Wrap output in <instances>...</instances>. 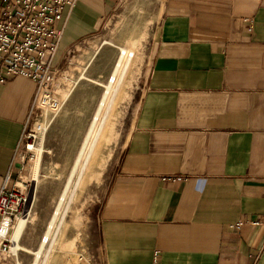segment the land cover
<instances>
[{
	"label": "crops",
	"instance_id": "0c3cea01",
	"mask_svg": "<svg viewBox=\"0 0 264 264\" xmlns=\"http://www.w3.org/2000/svg\"><path fill=\"white\" fill-rule=\"evenodd\" d=\"M145 2L147 68L88 249L96 264H264V0ZM119 6L77 0L58 56ZM34 95L23 78L0 86V188L20 173Z\"/></svg>",
	"mask_w": 264,
	"mask_h": 264
},
{
	"label": "rangeland",
	"instance_id": "374dc122",
	"mask_svg": "<svg viewBox=\"0 0 264 264\" xmlns=\"http://www.w3.org/2000/svg\"><path fill=\"white\" fill-rule=\"evenodd\" d=\"M153 15L152 6H147L145 0H121L118 11L99 33L58 56L55 81L61 108L42 139L38 168L37 152L32 161L27 158L20 164V173L14 180L24 190L25 198L34 186L33 203L18 242L22 251L17 257L22 264L33 261L31 254L40 246L39 236L42 238L48 229L105 87L115 74L60 203L49 233L50 243L44 246L39 260L40 264L97 263L87 244L91 215L105 194L109 170L122 148L136 107L137 88L147 68L146 48ZM121 50L134 54L128 64L120 58ZM119 60L121 66L116 70Z\"/></svg>",
	"mask_w": 264,
	"mask_h": 264
},
{
	"label": "built area",
	"instance_id": "2783aa9c",
	"mask_svg": "<svg viewBox=\"0 0 264 264\" xmlns=\"http://www.w3.org/2000/svg\"><path fill=\"white\" fill-rule=\"evenodd\" d=\"M76 2L0 0V86L15 78L29 80L35 85L22 143L15 152L20 164L27 158L32 161L41 151L42 139L61 108L55 81L63 36L60 24ZM120 58L127 59V55L120 51ZM128 58H132L131 54ZM114 76L108 83L115 82ZM23 191L9 177L0 188V264H22L17 257L22 249L17 248V242L10 234L24 210L26 198ZM47 234L42 236L40 244L45 242ZM47 236L50 239L49 234ZM48 244L44 243V246ZM39 260L34 257L31 264H40Z\"/></svg>",
	"mask_w": 264,
	"mask_h": 264
},
{
	"label": "bare ground",
	"instance_id": "6f19581e",
	"mask_svg": "<svg viewBox=\"0 0 264 264\" xmlns=\"http://www.w3.org/2000/svg\"><path fill=\"white\" fill-rule=\"evenodd\" d=\"M121 52H123L124 54L127 55V59L125 60L124 63H125V64H128V62L130 61L129 58H128L129 54H131L132 57L134 56V54L131 53V52H129V51H125V50H121ZM120 66H121V60H119L117 66H116V70H117V68L120 67ZM114 75H115V74H113V76H114ZM113 76H112V77H113ZM113 82H114V81H113ZM110 83H111V82H110ZM110 83H108V84L106 85V87H105V91H104V93H103V96H102V99H101V103H100V105H99V109H98V111L96 112V114H95V116H94V118H93V120H92V124H91V126H90V128H89V130H88V132H87V134H86V136H85V138H84V141H83L82 147H81V149H80V152L78 153L77 158H76V160H75V162H74V165H73L72 171H71L70 176H69V178H68L67 186L65 187V189H64V191H63V194H62V197H61V199H60V201H59L60 203H61V200L64 198V195H65V193H66V191H67V189H68V185L70 184L71 177H72V175L75 173V170H76V168H77V166H78V164H79V162H80V159H81L82 153H83L84 150H85L86 144H87L89 138L91 137V135H92V133H93V130H94L95 124H96V122H97V120H98V118H99V114H100V111H101V110H100V107L104 104V102H105V100H106V98H107V96H108V94H109V91H110V88H111V84H110ZM40 152H41V151H39L38 154H37L36 168H38V165H39V162H40V154H39ZM34 165H35V164H34ZM35 171H36V170H35ZM28 194H29V195H27V196H26V199H25L24 210H23L21 216L17 219L16 224L14 225V227H13V229H12V232H11V234H10L12 240H14L15 242H17V248H21L20 245L18 244V242H19V240H20V235H21V232H22V230H23V227L25 226V224H26V222H27V217H28L29 209H30V207H31V205H32V203H33V199H34V186H33L32 189L29 191ZM60 203H58V207H57V209H59ZM50 222H51V221H50ZM52 228H53V226L50 227V224H49L48 229H47L48 234L50 233V230H52ZM48 234H47V235H48ZM47 235H46V238H45V242H42V243L40 244L39 248L37 249V251L32 253V254L34 255L36 261H37V259H39L40 256H41V252H42V250H43V248H44V243H47V244H48L49 241H50V239L48 238ZM52 241H54V236H52L51 242H52ZM40 247H41V248H40ZM21 249H22V248H21ZM30 254H31V252H30ZM47 254H48V252H47Z\"/></svg>",
	"mask_w": 264,
	"mask_h": 264
}]
</instances>
